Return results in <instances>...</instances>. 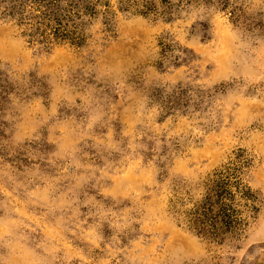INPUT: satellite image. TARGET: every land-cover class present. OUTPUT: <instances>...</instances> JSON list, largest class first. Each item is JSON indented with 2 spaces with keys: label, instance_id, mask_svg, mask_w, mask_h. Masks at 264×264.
Segmentation results:
<instances>
[{
  "label": "rangeland",
  "instance_id": "1",
  "mask_svg": "<svg viewBox=\"0 0 264 264\" xmlns=\"http://www.w3.org/2000/svg\"><path fill=\"white\" fill-rule=\"evenodd\" d=\"M70 1L95 5L82 45L0 0V264H264V0ZM238 155L246 229L181 224Z\"/></svg>",
  "mask_w": 264,
  "mask_h": 264
},
{
  "label": "trees",
  "instance_id": "2",
  "mask_svg": "<svg viewBox=\"0 0 264 264\" xmlns=\"http://www.w3.org/2000/svg\"><path fill=\"white\" fill-rule=\"evenodd\" d=\"M6 1V0H3ZM8 0L2 15L14 18L33 42L68 41L82 45L81 25L86 14L96 13L95 5L79 6L75 1ZM238 160L215 171L198 196L189 194L177 200L174 209L178 221L196 234L223 242L237 236L260 210L259 198L242 177L246 160Z\"/></svg>",
  "mask_w": 264,
  "mask_h": 264
}]
</instances>
